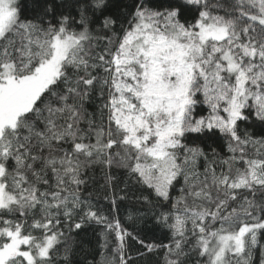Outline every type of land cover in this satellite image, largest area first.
Masks as SVG:
<instances>
[{"label": "snow or ice", "instance_id": "6c2138e0", "mask_svg": "<svg viewBox=\"0 0 264 264\" xmlns=\"http://www.w3.org/2000/svg\"><path fill=\"white\" fill-rule=\"evenodd\" d=\"M28 13L0 0V264H87L96 226L111 264H136L129 241L164 264H264V0Z\"/></svg>", "mask_w": 264, "mask_h": 264}, {"label": "trees", "instance_id": "16d2710c", "mask_svg": "<svg viewBox=\"0 0 264 264\" xmlns=\"http://www.w3.org/2000/svg\"><path fill=\"white\" fill-rule=\"evenodd\" d=\"M29 3V15H31V4L32 0H28ZM226 151V150H225ZM248 155L253 156L255 155V149L252 146H249L247 149ZM89 176L92 179L89 181V185L87 187L88 192H92L95 200L100 202V205L104 208H107L108 201L104 199L105 195L107 194L104 190V179H103V168L102 166H97L95 168H90L88 170ZM259 196V193H257ZM121 214L126 215L124 209H121ZM127 226V225H126ZM151 225H149V228ZM75 231V230H73ZM129 231H132L129 228ZM166 231V230H165ZM103 229L99 226H96L95 233L89 232L88 236L92 240V244L88 246L89 255H81L79 259H83L87 261V264H111V262L116 260L115 254V244L112 243L111 237H108V244L105 246V239L104 236L101 234ZM83 235V234H82ZM136 235V233H134ZM139 238L144 240L145 244H168L171 242V237L169 236L168 239L164 238V233L160 230L148 231L145 229L139 234ZM74 240H79L80 237H73ZM129 244L132 245L127 249V254L132 258L136 259V264H164V257H165V250L163 248H158L151 256L145 255L144 259L137 258V245L134 242L129 241ZM140 252H144L145 249L139 248ZM187 251V249H185ZM61 254L57 255V259L53 262V264H59V260L61 259ZM259 259V251L253 252V260L257 261ZM118 264V261L116 262ZM189 264H192L189 261Z\"/></svg>", "mask_w": 264, "mask_h": 264}]
</instances>
